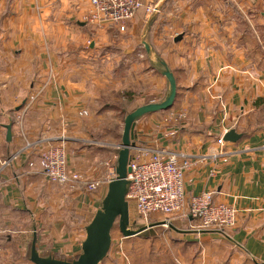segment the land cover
Wrapping results in <instances>:
<instances>
[{
  "label": "crops",
  "instance_id": "1",
  "mask_svg": "<svg viewBox=\"0 0 264 264\" xmlns=\"http://www.w3.org/2000/svg\"><path fill=\"white\" fill-rule=\"evenodd\" d=\"M192 1L184 10L185 18L199 19V10L189 9ZM204 1H193L196 8L207 12L205 19L201 18L199 35L214 44L216 51L209 47L192 60L186 50H179L178 57L172 49L167 51L169 60L162 59L177 86L173 107L161 119L153 113L136 121L135 143L137 148L163 149L188 161L183 175L186 197L210 192L215 202L232 205L237 211L234 226L221 232L188 229L193 222L185 215L167 217L170 228L195 248L192 255H179L176 264H264V128L246 133L234 125L264 104V78L251 75L243 62L229 56L235 51L233 43L221 44L223 37L232 33L228 12L220 18L225 22L221 32L217 33L215 25L205 29L203 21L214 22L216 18ZM141 2V9L127 27L131 42L133 37L137 39L143 17L148 15L145 9L156 3L152 12L156 16L162 10L159 6L169 1ZM87 10V0H0V261L25 258L32 226L40 253L51 252L60 258L79 253L84 227L106 193L102 162H115L122 134L119 124L115 133L107 130L111 121L106 118L125 117L137 107L155 102L152 96L161 89L166 92L165 79L148 67L144 50L146 59L138 60V68L146 64L142 76L151 82L147 92L152 99L145 102V97H137L134 108L130 112L126 109L124 115L109 104L92 113L99 100L92 90L104 87L99 83L101 78L105 81L96 71L109 61L131 63L135 69L127 56L136 48L120 43L126 57L111 58L106 42L114 41L115 30H90L80 21ZM163 13L173 12L166 9ZM184 39L186 42V35ZM141 41L142 37L138 40L142 45ZM224 51L228 55L222 57ZM114 82L113 87L119 89ZM82 110L89 117L79 116ZM180 114H184L183 119L178 118ZM8 124L10 141H6ZM229 130L241 134L242 139L222 141ZM52 145L67 150L71 172L81 174L88 184L96 180L97 185L91 190H68L47 181L37 162L39 152ZM153 223L159 221L154 219Z\"/></svg>",
  "mask_w": 264,
  "mask_h": 264
},
{
  "label": "rangeland",
  "instance_id": "2",
  "mask_svg": "<svg viewBox=\"0 0 264 264\" xmlns=\"http://www.w3.org/2000/svg\"><path fill=\"white\" fill-rule=\"evenodd\" d=\"M168 1L169 2H166L164 5L159 6V10L162 8V10H160L161 14L159 13L156 16L152 15L154 14L152 12H154L155 5H157L156 1H154L156 3H152L148 6V8H151L150 12H147V9H145V14L148 15L143 17L141 28H139L137 31V39H134L135 37H133L134 41L131 42L130 38L127 35V27L131 20L136 16L137 12L141 9V0V7L137 10L134 17L126 24L125 31H119L118 28H115L106 22H101L99 24H93L88 22L85 18L89 15L91 7L89 5V0H87L88 10L83 13L82 18H80V21L94 32L95 30H99L101 28H111L113 31L115 30V37H112L114 41L106 42V44H108L107 50L108 53H110L111 58L115 57L117 60H121L123 57H126V54L124 52L122 53L121 51L120 43H122V46L124 47L126 45H134V48H136L135 53L129 54L127 56L129 57L128 59H130L131 62L136 65L135 69L131 68V63L109 61V64L106 63L104 69L96 71L97 74L100 73L105 77V81H103L100 77L101 79L99 83L104 84V87H94L92 90L94 94L99 97L98 103L94 104L93 108H91L93 114L97 109L102 108L103 105L109 104L119 108L121 111H123L124 115V111L126 109H128V112H130L134 108V103L137 100V97H139V99L145 97V102H148L152 99L151 97H149L150 94H148L147 92V88L150 86L151 82L145 81L146 77H144L145 75L143 74L144 67L146 64H144L143 67L138 68V60L146 59L144 54V47L139 44L141 37L142 40L146 41L148 45H153L155 50H153L150 45L149 46L155 56H158L161 59L164 56V58L167 60H169V57L167 56V51L169 49L173 50L174 55L176 57H178L179 55V50H186L187 55L190 54L189 60H192L195 59V56L196 54H198L199 51L206 52L209 47L214 48V44H211L210 42L207 43L208 40L205 38V36L201 37L199 35V32H202L201 18L205 19L207 12L200 11L199 6L196 8V5L193 3V0L189 9L191 12H194L196 9L199 10L200 18L195 19L190 16V18L186 19L184 10L189 7L188 3L191 2V0H181L182 5L179 3L178 0ZM208 1L209 0L204 1L205 3H207V10L209 9L208 12H211L213 18L216 19L214 22L203 21L206 23L205 29L210 28L211 25H215V27L218 28L217 33L221 32V26H224L225 22L221 21L220 18L228 12L231 16L229 28L232 27V33L230 34L229 38L224 36L221 40V44L227 45L226 43L229 42L228 44L230 45L233 43L232 45H234L235 51H233V53H230L229 56L233 55L236 59V62H243L245 68L249 69L248 71L251 73V75L255 77L264 78V0H220V2L218 0L217 2L210 0V4ZM179 7H182L181 12L179 10ZM166 9H169L173 13L165 15L163 12ZM178 35H182L181 39L174 43L172 41V38L173 36ZM185 35L186 42L184 41ZM155 40L159 41V43L155 42ZM155 43H157L158 45H156ZM214 50L216 51L215 48ZM141 53L142 56H140ZM221 54V56L223 57L225 54L228 55V52L224 51V53ZM148 67L150 68V65H148ZM141 78L145 79L142 80ZM112 81H115L114 83H118V85H120L119 89L113 87L114 85H112ZM108 83H110L112 86H107ZM138 83L139 87H137L138 85H136ZM130 86H132L133 89H130ZM136 88H138L140 91ZM164 94L165 90L162 91L161 89V92H159L158 95L152 96L154 99L157 100L151 101H158L164 96ZM170 109L167 111L157 112L156 116L161 119L169 113ZM92 117L95 118L96 116ZM124 118V116H122L121 118H106L107 122L111 121L110 123H108L107 130H110L112 133H115L117 128L120 129V126L116 128V125L119 124L121 125V127H123ZM178 118L183 119L184 114L178 115ZM178 118L177 121L179 120ZM241 119V121L238 122L240 124H234L237 129L246 131V133L263 129L264 104H262L260 107L255 108V111H253L249 117ZM98 148H101V146H98ZM111 163H113L112 160H105L104 162H102L104 169L103 178L107 176V172ZM87 182L88 181L85 182V179L82 178V182L77 187L80 188V190H82L83 188L91 190L95 185H97L96 180L93 181L95 183L90 182L88 184ZM77 187H75L74 189H77ZM72 217L74 216H71V218ZM167 217L169 216H163L159 214L152 216L151 221L156 219L159 222H163L165 224L161 225L162 227L156 226L151 229V232L154 233V235H147L146 237L135 236L124 238L118 231L117 225L115 224L111 231L112 245L110 247L107 257L103 260L102 263L107 261L110 262V264H176L177 262H175V260L179 255L182 256L185 253L190 255L194 254V246H188V244H186L182 240L183 237L181 233H178L170 228ZM74 218L75 221L78 220L76 219V216ZM129 222L147 225L144 224L145 222L143 220L139 219L136 216L133 205L131 203L129 204ZM184 222H186V220H184ZM192 222V227H187L188 229H196L201 227L197 225V223H195L194 221ZM29 237L30 235H28V239ZM0 264L32 263H30L26 258L22 256H15L12 261H0Z\"/></svg>",
  "mask_w": 264,
  "mask_h": 264
},
{
  "label": "built area",
  "instance_id": "3",
  "mask_svg": "<svg viewBox=\"0 0 264 264\" xmlns=\"http://www.w3.org/2000/svg\"><path fill=\"white\" fill-rule=\"evenodd\" d=\"M89 5L91 11L85 18L88 22H106L119 31H125L126 24L141 7L140 0H89ZM146 9L150 12L151 8ZM86 115L85 110L79 112V116ZM137 149L131 151L126 200L133 205L136 216L147 224L145 226L158 214L185 215L201 226L198 229L210 227L224 231L234 226L237 211L232 205L215 202L210 192L186 197L183 189V175L188 167L186 159L163 149ZM29 165L33 166V163ZM37 167L47 181L57 186L73 189L82 182L81 174L68 169L62 146L42 149ZM105 178L106 183L115 178L114 161Z\"/></svg>",
  "mask_w": 264,
  "mask_h": 264
},
{
  "label": "water",
  "instance_id": "4",
  "mask_svg": "<svg viewBox=\"0 0 264 264\" xmlns=\"http://www.w3.org/2000/svg\"><path fill=\"white\" fill-rule=\"evenodd\" d=\"M180 39L181 36L178 35L174 41ZM141 42L151 69L165 79V95L161 100L139 106L125 116L120 143L115 152V178L107 182L106 193L100 201L99 208L84 227V238L80 243L79 253L73 258L56 257L51 252L40 253L36 248V228L32 226L31 239L25 253V258L32 264H101L112 245L111 231L115 224L124 238L152 236L154 233L151 232V229L165 224L159 222L145 226L135 222L130 223L129 204L126 200L130 183L127 175L130 172L131 151L137 148L134 125L145 115L169 110L173 106L177 94L176 81L168 65L160 57L154 55L146 41L142 40ZM10 127V124L5 126L6 141H10ZM240 138L241 134H237L235 130H229L223 135L222 141L235 143Z\"/></svg>",
  "mask_w": 264,
  "mask_h": 264
},
{
  "label": "trees",
  "instance_id": "5",
  "mask_svg": "<svg viewBox=\"0 0 264 264\" xmlns=\"http://www.w3.org/2000/svg\"><path fill=\"white\" fill-rule=\"evenodd\" d=\"M261 100H263V99H261ZM257 101H258V100H256V103H257Z\"/></svg>",
  "mask_w": 264,
  "mask_h": 264
}]
</instances>
